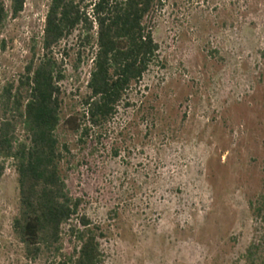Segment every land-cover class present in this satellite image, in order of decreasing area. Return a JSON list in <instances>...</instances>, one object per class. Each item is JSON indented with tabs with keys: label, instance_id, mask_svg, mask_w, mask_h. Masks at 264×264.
I'll use <instances>...</instances> for the list:
<instances>
[{
	"label": "rangeland",
	"instance_id": "obj_1",
	"mask_svg": "<svg viewBox=\"0 0 264 264\" xmlns=\"http://www.w3.org/2000/svg\"><path fill=\"white\" fill-rule=\"evenodd\" d=\"M47 3L24 0L3 21L0 92L32 49L40 54ZM144 25L157 57L113 117L85 137L56 130L67 148L59 164L65 190L102 231L100 264H264L263 253L251 263L245 255L264 239V208L256 216L249 206L263 193L264 0H163ZM52 52L64 75V119L81 113L91 56L77 61L73 35ZM0 163V264H55L24 258L11 230L15 172L9 159Z\"/></svg>",
	"mask_w": 264,
	"mask_h": 264
},
{
	"label": "trees",
	"instance_id": "obj_2",
	"mask_svg": "<svg viewBox=\"0 0 264 264\" xmlns=\"http://www.w3.org/2000/svg\"><path fill=\"white\" fill-rule=\"evenodd\" d=\"M0 0V27L9 15L21 12L24 0ZM163 0H48L40 36V54L30 58L13 82L0 92V160L12 162L17 184L16 214L11 230L26 260L50 258L55 264H100L98 239L102 231L78 213L80 198H71L59 164L65 145L58 142V126L87 136L90 127L105 124L157 57L158 45L144 18ZM73 35L76 57L87 52L90 69L81 113L59 116L61 61L52 50ZM20 128L22 139L16 138ZM2 165L0 163V172ZM260 204L250 208L258 216L264 208V159ZM70 222H72L70 224ZM67 225L69 253L61 252L62 227ZM264 254V239L245 248L249 263Z\"/></svg>",
	"mask_w": 264,
	"mask_h": 264
}]
</instances>
